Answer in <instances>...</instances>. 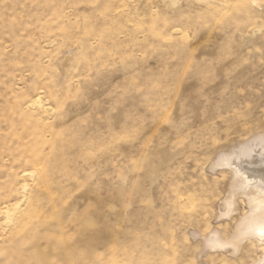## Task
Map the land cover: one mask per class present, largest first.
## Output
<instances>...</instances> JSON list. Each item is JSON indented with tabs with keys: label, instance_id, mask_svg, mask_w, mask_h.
I'll list each match as a JSON object with an SVG mask.
<instances>
[{
	"label": "rangeland",
	"instance_id": "1",
	"mask_svg": "<svg viewBox=\"0 0 264 264\" xmlns=\"http://www.w3.org/2000/svg\"><path fill=\"white\" fill-rule=\"evenodd\" d=\"M260 133L264 0H0V264H257L206 240Z\"/></svg>",
	"mask_w": 264,
	"mask_h": 264
},
{
	"label": "bare ground",
	"instance_id": "2",
	"mask_svg": "<svg viewBox=\"0 0 264 264\" xmlns=\"http://www.w3.org/2000/svg\"><path fill=\"white\" fill-rule=\"evenodd\" d=\"M214 168H225L230 177L220 216L230 217L236 213L238 200L246 205L247 211L239 218L230 241L220 238L214 231L206 245L210 248L231 247L237 252L243 242L251 241L262 250L257 264H264V133L219 151Z\"/></svg>",
	"mask_w": 264,
	"mask_h": 264
}]
</instances>
